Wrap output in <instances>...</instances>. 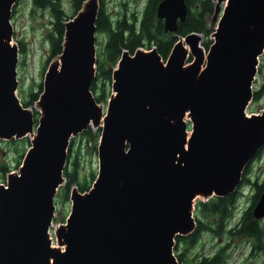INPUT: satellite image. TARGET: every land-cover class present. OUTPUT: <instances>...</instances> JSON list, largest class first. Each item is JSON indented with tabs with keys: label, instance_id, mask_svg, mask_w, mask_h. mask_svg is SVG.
Listing matches in <instances>:
<instances>
[{
	"label": "water",
	"instance_id": "1",
	"mask_svg": "<svg viewBox=\"0 0 264 264\" xmlns=\"http://www.w3.org/2000/svg\"><path fill=\"white\" fill-rule=\"evenodd\" d=\"M16 2L0 0V138L26 137L30 146L0 183V264H177L174 239L194 230L195 197L233 193L264 145V108L245 112L264 50V0H227L204 65L196 32L178 37L166 59L153 47L123 50L103 118L90 90L98 1L85 0L64 22L35 115L16 92ZM187 13L185 0H161L156 16L174 33ZM91 124L100 128L98 174L88 191L71 194L66 225L55 232L64 250L54 248L70 139ZM252 215L264 216V188Z\"/></svg>",
	"mask_w": 264,
	"mask_h": 264
},
{
	"label": "trees",
	"instance_id": "2",
	"mask_svg": "<svg viewBox=\"0 0 264 264\" xmlns=\"http://www.w3.org/2000/svg\"><path fill=\"white\" fill-rule=\"evenodd\" d=\"M85 0H70L71 12L67 13L63 8V0H31L34 7L40 11H46L49 16V30L46 32V40L49 45V56L47 61H51L62 52V44L64 39V22L72 18L81 9ZM137 2V0H135ZM161 0H145L140 10H133L131 16L128 17L125 12L111 15L101 3L96 16V32L103 33L105 40L102 48L96 57V73L91 83L92 91L96 102L100 103L107 100L112 85L113 66L118 62L123 50L133 54L137 48H145L146 50L155 46L158 54L166 59L169 55L174 43L178 37H185L191 32H196L205 36L202 44L205 48H209L212 43L208 37L212 32V28L207 22V15L213 12V3L211 0H185L188 6V13L184 22H178V29L174 33L165 32L162 20L156 16L157 6ZM23 45V44H22ZM23 51V48H21ZM44 70V68H43ZM43 84L41 82L29 87L27 91L22 90L20 101L24 107H31L42 93ZM263 90L254 91L253 98L260 99ZM37 118V113H36ZM100 135V128L93 132L90 127L81 133V139L88 140L93 144L96 150V144ZM10 143L14 146L23 144L22 150H15L17 154V166L20 165L27 148L30 146L28 138L10 139ZM75 139L72 138L68 147L67 163L63 169V175L66 178L64 189L65 197L69 194L72 186L80 192L88 191L96 174L93 172L80 177V160L79 148L74 149ZM261 150L257 155H260ZM249 166L245 168L242 175L247 174ZM11 168L7 164H0V173L5 180V176ZM243 182L251 184L254 187L253 204L247 210L242 219V224L238 229H234L236 233H244L247 236H253L259 240L264 228L257 226V221L252 217L251 210L255 205L260 193L264 188V181L259 184L252 183L249 178ZM240 195L238 191L227 194L222 197L212 196L206 201H198L195 206V228L186 236H176L177 244H182L188 248L200 244V236L203 231L216 232L217 235H226L225 226L233 216L237 199ZM215 229V231H214ZM186 252L177 253L178 260L183 262L186 259ZM225 247L214 252L210 257H201L197 264H224ZM180 262V264H181Z\"/></svg>",
	"mask_w": 264,
	"mask_h": 264
},
{
	"label": "rangeland",
	"instance_id": "3",
	"mask_svg": "<svg viewBox=\"0 0 264 264\" xmlns=\"http://www.w3.org/2000/svg\"><path fill=\"white\" fill-rule=\"evenodd\" d=\"M98 6L102 3L107 12L111 15L115 16L121 12H125L128 17L131 16V12L133 10H140L143 6V2L145 0H97ZM213 3V12L207 15V22L209 26L213 29L209 35V39L212 40V34L214 32V28L217 25V21L220 19V16L224 10L227 0H211ZM63 8L67 13L71 12L70 0H63ZM11 24L13 26L12 32V42L15 46L18 47V64H17V95L22 97V90L27 91V89L33 86L36 83L43 82L44 76L49 68L53 64H56L58 57L56 56L52 61H47L49 56V45L46 40V32L49 30V16L46 11H40L37 7H34L31 0H17L16 4L12 9L11 16ZM95 46H96V57L98 52L103 46L105 35L103 33L96 32L95 34ZM205 40V36L201 34V39L199 45L202 48L204 53L203 64H205L206 59L205 56L207 54L208 49L202 44ZM183 45H185V41L181 40ZM23 44V45H22ZM23 48V51L21 50ZM155 48V46H153ZM145 50V48H142ZM188 57L186 59L185 64L193 58L188 52ZM117 64V63H116ZM116 64L112 67L115 68ZM44 68V70H43ZM262 84H264V50L258 57L257 62V71L254 76V80L252 82V98L248 102V105L245 109L247 115L258 114L264 108V90L260 97V99L255 100L253 98L254 91H258L261 89ZM113 94L112 85H110L109 95L107 100L100 102L98 105L100 106V112L102 118L107 113L108 101ZM29 110L35 115V112H39L41 109L36 102L28 107ZM187 128L190 129L191 123L189 119H186ZM102 124V121L99 122ZM90 128L93 132L98 130V125H90ZM83 132V131H82ZM81 132V133H82ZM81 133L74 135L72 138L75 139L74 149L79 148V160H80V177L88 175L93 172L94 174H98V152L96 144V150L93 149V144L89 143L88 140L81 139ZM30 138V136H28ZM70 139V142H71ZM10 140V139H9ZM8 139L0 138V164H7L10 166V172H17L19 166L16 167L17 162V154L15 150H22L24 148L23 144H19L14 146L10 143ZM260 155L256 156L258 152L252 157V159L248 162L247 168L249 166V170L247 174H244V180L247 178L250 179L252 183L259 184L264 181V145L260 149ZM245 171V169H244ZM243 171V173H244ZM242 173V175H243ZM64 176V175H63ZM6 179V176L5 178ZM241 178L239 185L237 186L235 191H238L240 195L237 199V210L235 212V219L242 216L245 208L247 206H251L253 203V194L254 187L248 185V183ZM0 183H5L0 173ZM66 184V178L64 177L61 185L58 187L54 198V217H53V226L51 229V234L53 240L56 244V247H60V249L64 250L63 244L60 242V246L57 243V228L60 226L66 225V220L71 210V194L74 192H78L79 190L76 186H72L69 194L65 197L64 189ZM91 188V186H90ZM78 190V191H77ZM80 192V191H79ZM83 193V192H81ZM214 196V195H213ZM212 197V196H211ZM210 196L204 197L196 196L192 206V216L195 219L194 211L195 206L198 201H206ZM234 219V220H235ZM233 220V221H234ZM232 223V220L229 221ZM196 223V222H195ZM241 237L235 236V242H232V239L229 238L228 235L216 236L214 232H206L203 233L200 237V244L188 248L182 244H177L176 238L174 239V247L172 249V253L177 259V264H180L181 261L178 260L177 253L186 252V259L181 262V264H197L201 259V257H210L215 250L219 249L222 245L227 243L228 240L232 242V248L229 250V257L225 259L224 264H261L260 259L261 255L257 257H249L248 250L249 246L246 245L245 242L240 241ZM244 244V246H243Z\"/></svg>",
	"mask_w": 264,
	"mask_h": 264
},
{
	"label": "flooded vegetation",
	"instance_id": "4",
	"mask_svg": "<svg viewBox=\"0 0 264 264\" xmlns=\"http://www.w3.org/2000/svg\"><path fill=\"white\" fill-rule=\"evenodd\" d=\"M163 23V21H162ZM260 90H264V84H262L261 86V89ZM259 90V91H260ZM239 198V197H238ZM238 203V201H237ZM253 204V203H252ZM252 206V205H251ZM251 206H247L244 210V212L242 213V216L239 217V218H236L235 219V212L237 210V204H236V207H235V210H234V213H233V216L230 218V220H232V223H230L229 221L227 222V225L225 226V230L228 231V233L226 235L229 236L230 239H232V242H235L234 238L235 236H239L241 237L240 241L241 242H245L246 245L249 246V250H248V255L249 257H257L259 255H261L260 259H262V261L260 262L261 264H264V233H262V235L260 236L259 240L253 236H247L245 235L244 233H236L234 232V229H238V227H240V225L242 224V219H243V215L244 213L249 210V208H251ZM254 207V206H253ZM253 210V208H252ZM252 210H251V213H252ZM252 217L254 218V216L252 215ZM235 219V220H234ZM234 220V221H233ZM255 221H257V226L260 227V228H264V216L259 218V219H256L254 218ZM215 231V229H214ZM206 232H209V231H203V233H206ZM201 234V235H202ZM215 235L216 236H220L221 235H217V233L215 232ZM201 237V236H200ZM232 242H230V240L227 241V243H225L224 245H222L220 248H223L225 247V259L227 257H229V250L233 247L232 246ZM244 246V244H243ZM219 248V249H220ZM219 249L215 250L218 251ZM213 255V254H212ZM211 255V256H212Z\"/></svg>",
	"mask_w": 264,
	"mask_h": 264
},
{
	"label": "bare ground",
	"instance_id": "5",
	"mask_svg": "<svg viewBox=\"0 0 264 264\" xmlns=\"http://www.w3.org/2000/svg\"><path fill=\"white\" fill-rule=\"evenodd\" d=\"M185 46V48L187 49L188 48V45H184ZM188 118V115L186 114L185 115V117H184V122L186 123V119ZM189 134V133H188ZM52 238V247H54V248H56V244H55V242H54V240H53V237H51Z\"/></svg>",
	"mask_w": 264,
	"mask_h": 264
}]
</instances>
